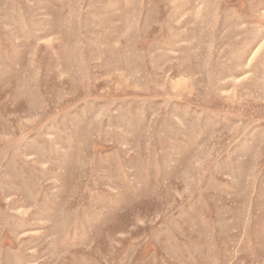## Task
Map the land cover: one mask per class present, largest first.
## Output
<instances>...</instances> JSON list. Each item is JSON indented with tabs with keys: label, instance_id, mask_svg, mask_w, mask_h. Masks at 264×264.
<instances>
[{
	"label": "rangeland",
	"instance_id": "374dc122",
	"mask_svg": "<svg viewBox=\"0 0 264 264\" xmlns=\"http://www.w3.org/2000/svg\"><path fill=\"white\" fill-rule=\"evenodd\" d=\"M0 264H264V0H0Z\"/></svg>",
	"mask_w": 264,
	"mask_h": 264
}]
</instances>
